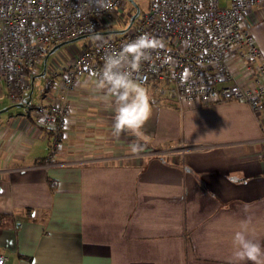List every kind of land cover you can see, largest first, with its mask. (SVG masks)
Segmentation results:
<instances>
[{
  "label": "crops",
  "instance_id": "crops-1",
  "mask_svg": "<svg viewBox=\"0 0 264 264\" xmlns=\"http://www.w3.org/2000/svg\"><path fill=\"white\" fill-rule=\"evenodd\" d=\"M242 24L264 61V0ZM46 55L54 87L42 103L70 106L50 165L43 167L54 132L37 125L29 104L22 114L2 110L0 79L3 264H229L245 219L264 244V111L254 115L239 101L159 97L142 134L117 137L115 106L100 99L95 81L81 77L63 93L65 58L46 64ZM133 143L142 150L132 152ZM178 144L212 147L182 159L146 154Z\"/></svg>",
  "mask_w": 264,
  "mask_h": 264
},
{
  "label": "built area",
  "instance_id": "built-area-1",
  "mask_svg": "<svg viewBox=\"0 0 264 264\" xmlns=\"http://www.w3.org/2000/svg\"><path fill=\"white\" fill-rule=\"evenodd\" d=\"M221 1L146 0V8L116 38L73 49L72 58L61 64L58 88L68 94L81 77L95 81L94 73L102 68L106 52L150 34L161 46L135 75L149 90L152 103L159 97L178 104L239 101L258 115L264 111V61L242 19L261 0ZM118 7L119 0H0V79L7 101L24 103L31 87L30 68L53 45L96 33L102 24L110 23ZM51 77L44 90L54 87ZM32 109L38 115L37 125L55 134L43 164L46 167L58 149L70 106L58 100ZM258 141L264 144V135ZM211 147L178 144L146 154L182 159L188 152ZM3 261L0 255V264Z\"/></svg>",
  "mask_w": 264,
  "mask_h": 264
},
{
  "label": "clouds",
  "instance_id": "clouds-1",
  "mask_svg": "<svg viewBox=\"0 0 264 264\" xmlns=\"http://www.w3.org/2000/svg\"><path fill=\"white\" fill-rule=\"evenodd\" d=\"M160 46L161 42L150 34L138 36L120 50L106 52L102 68L94 73L95 89L103 93L100 99L115 106L113 128L117 137L125 131L142 134L141 130L152 114L149 90L135 72ZM130 148L132 152L142 150L136 143ZM254 231L250 219L239 221L232 237L229 264H264V244L253 238Z\"/></svg>",
  "mask_w": 264,
  "mask_h": 264
},
{
  "label": "rangeland",
  "instance_id": "rangeland-1",
  "mask_svg": "<svg viewBox=\"0 0 264 264\" xmlns=\"http://www.w3.org/2000/svg\"><path fill=\"white\" fill-rule=\"evenodd\" d=\"M223 4V0L221 1ZM135 8L138 9V16L142 10L146 8V0H119V7L117 10V14H115V17L113 19H110L109 24H102L100 27V30H97L96 33L86 35L81 38L74 39L69 42L60 43L53 51H50V49L47 51V61L46 64H49L51 60L53 59H61L65 58V60L61 61V63L68 61L72 58L73 49H80L84 45H90L94 43L95 41L101 40L103 38L105 39H113L116 38L119 34V31H122L125 29L128 25L129 20H127V17L132 15L134 13ZM136 18V17H135ZM104 33V34H100ZM45 56L41 57L39 61L30 68V72L32 75L31 84V90H30V99H29V106L36 107L40 103H42L43 100V94H44V85L45 81L50 78L51 76L46 72V70L43 69V59ZM47 66V65H46ZM52 78V77H51ZM94 81V80H92ZM145 86V85H144ZM146 87V86H145ZM4 97V96H3ZM4 107L6 108L7 112L15 114V113H24L27 106H16L13 104H10L4 97L3 99Z\"/></svg>",
  "mask_w": 264,
  "mask_h": 264
},
{
  "label": "water",
  "instance_id": "water-1",
  "mask_svg": "<svg viewBox=\"0 0 264 264\" xmlns=\"http://www.w3.org/2000/svg\"><path fill=\"white\" fill-rule=\"evenodd\" d=\"M137 13H138V9L135 8L134 13H133V14L130 16V18H129V22H128V24L132 21V19L136 16ZM120 32H121V31H119L118 33H120ZM100 34H103V33H100ZM84 36H86V35L78 36V37L73 38V39H71V40H69V41H72V40H74V39L81 38V37H84ZM69 41H62V42H59V43L53 45V46L51 47L49 53H50L51 51H53L58 45H60V43L69 42ZM47 54H48V53H47ZM29 99H30V90L28 91V93H27V95H26V99H25L24 103H17V104H13V105H16V106H18V107H20V106H26V105L28 104V102H29ZM2 110H6V108H4V109H2Z\"/></svg>",
  "mask_w": 264,
  "mask_h": 264
},
{
  "label": "trees",
  "instance_id": "trees-1",
  "mask_svg": "<svg viewBox=\"0 0 264 264\" xmlns=\"http://www.w3.org/2000/svg\"><path fill=\"white\" fill-rule=\"evenodd\" d=\"M30 88V87H29Z\"/></svg>",
  "mask_w": 264,
  "mask_h": 264
}]
</instances>
